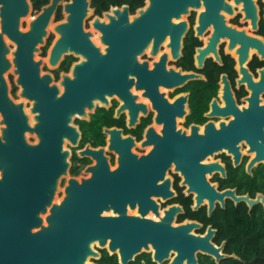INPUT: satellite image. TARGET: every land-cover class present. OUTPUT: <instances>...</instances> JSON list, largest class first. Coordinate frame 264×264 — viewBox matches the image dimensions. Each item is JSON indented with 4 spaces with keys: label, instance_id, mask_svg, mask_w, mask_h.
Returning <instances> with one entry per match:
<instances>
[{
    "label": "flooded vegetation",
    "instance_id": "flooded-vegetation-1",
    "mask_svg": "<svg viewBox=\"0 0 264 264\" xmlns=\"http://www.w3.org/2000/svg\"><path fill=\"white\" fill-rule=\"evenodd\" d=\"M123 6L133 17L145 0L135 8L91 0L80 45L71 39L69 48L54 47L59 35L51 31L38 68L27 69L24 56L18 67L3 66L0 127L32 130L49 121L65 131L70 157L62 187L69 178L111 183L123 168L114 174L120 211L103 210L101 218H117L130 236L163 228L181 240L189 222L199 226L195 235L211 228L212 242L235 254L222 222L245 227V219L264 218L262 203L234 200L264 197V0H199L184 16L178 48L168 38L155 47L152 39L109 30L119 17L113 9ZM64 18L60 6L53 24ZM227 191L224 206L215 198L211 212L207 199L197 207L198 194ZM99 253L97 264H120L108 249ZM142 256L151 259L142 254L127 264Z\"/></svg>",
    "mask_w": 264,
    "mask_h": 264
},
{
    "label": "water",
    "instance_id": "water-1",
    "mask_svg": "<svg viewBox=\"0 0 264 264\" xmlns=\"http://www.w3.org/2000/svg\"><path fill=\"white\" fill-rule=\"evenodd\" d=\"M198 4L199 0H145L133 17L123 6L113 9L119 17L108 29L128 38L152 39L155 47L168 38L178 48L188 29L184 16ZM60 6L65 18L53 24ZM90 6L91 0H49L36 11L32 0H0V70L10 61L18 67L22 56L27 69L38 68L36 56L51 31L59 35L54 47L69 48L71 39L80 45L77 41L85 36V21L93 13ZM14 125L9 131L0 127V264H97L99 249L105 248L118 255L120 264L142 254L151 255L154 264H199V255L212 258L215 264L227 258L239 260L235 254H224L223 244L218 247L212 242L215 231L211 228L195 235L193 228L199 226L194 223L187 222L179 230L184 231L181 240L165 234L163 228H154L153 234L151 229L148 234L138 228L137 235L130 236V227L124 228L117 218H101L103 210L120 211L113 194L114 174H123V168L113 172L111 183L69 178L62 187L60 178L67 175L70 157L66 132L49 121L32 130L27 124L24 128ZM69 129L76 138L77 132ZM28 131L35 133V142L29 141ZM102 167L100 173L108 174L109 169ZM229 194H198L197 207L207 199L211 212L215 198L224 206L223 198ZM234 200H245L249 207L264 205L262 196Z\"/></svg>",
    "mask_w": 264,
    "mask_h": 264
},
{
    "label": "trees",
    "instance_id": "trees-1",
    "mask_svg": "<svg viewBox=\"0 0 264 264\" xmlns=\"http://www.w3.org/2000/svg\"><path fill=\"white\" fill-rule=\"evenodd\" d=\"M48 0H32L34 9L37 11L40 7L47 3ZM100 0H93L98 4ZM108 3L121 5L129 4L132 8L140 6L143 0H107ZM242 221L235 219H228L222 222L220 226L221 232L224 233L226 239L231 242V250L239 258H227L222 260L219 264H245L253 261V264H264V218L250 217L245 219V227ZM232 240V241H231ZM229 245V244H228ZM229 247V246H227ZM146 259L148 264H154L149 256H142L138 258L135 264H141V260ZM199 264H215L209 259H200Z\"/></svg>",
    "mask_w": 264,
    "mask_h": 264
},
{
    "label": "rangeland",
    "instance_id": "rangeland-1",
    "mask_svg": "<svg viewBox=\"0 0 264 264\" xmlns=\"http://www.w3.org/2000/svg\"><path fill=\"white\" fill-rule=\"evenodd\" d=\"M26 25V24H25Z\"/></svg>",
    "mask_w": 264,
    "mask_h": 264
}]
</instances>
